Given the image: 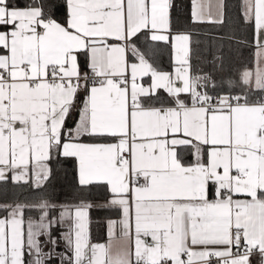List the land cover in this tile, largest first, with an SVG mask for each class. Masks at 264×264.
<instances>
[{
	"label": "snow or ice",
	"instance_id": "obj_1",
	"mask_svg": "<svg viewBox=\"0 0 264 264\" xmlns=\"http://www.w3.org/2000/svg\"><path fill=\"white\" fill-rule=\"evenodd\" d=\"M191 3L194 23L223 22V0L217 19ZM171 7L0 0V182L38 193L0 204V264H264V0L241 3L258 64L238 82L193 73L190 35L172 34ZM161 43L171 72L155 65ZM64 162L78 194L104 189L106 203L45 195ZM94 207L118 212L105 242L90 238Z\"/></svg>",
	"mask_w": 264,
	"mask_h": 264
},
{
	"label": "trees",
	"instance_id": "obj_2",
	"mask_svg": "<svg viewBox=\"0 0 264 264\" xmlns=\"http://www.w3.org/2000/svg\"><path fill=\"white\" fill-rule=\"evenodd\" d=\"M21 5L23 0H19ZM170 9L171 31L186 32L190 35V56L192 71L194 74L210 72L215 80L219 82L224 80L239 81L240 73L243 69L252 67V41L253 27L251 23H246L241 10L242 0H224L223 3V22L207 23L192 21L190 0H172ZM63 10H61V13ZM61 13H58L60 15ZM143 39V38H142ZM214 56L221 59L215 61L214 68L211 63ZM171 50L169 45L160 44L155 65L159 69L171 67ZM218 92L225 94L228 92L227 85ZM240 91L239 88L232 90L233 94ZM215 95V93H213ZM253 96L252 99H255ZM54 176L48 185L45 195L49 196L54 202H72L79 201L81 198L87 201H99L108 196L104 189L92 188L90 192L78 194V184L75 169L72 163L64 162L63 166L53 164ZM38 193L27 186L13 183L9 178L6 182H0V204H10L14 202H30ZM94 218H107L111 212L107 210L94 208L91 211ZM6 213L0 212V216ZM35 215L31 211H26L27 216ZM92 237H104V222L92 221ZM63 229H57L53 234L59 238V232ZM63 242V241H61ZM255 264V263H254Z\"/></svg>",
	"mask_w": 264,
	"mask_h": 264
},
{
	"label": "crops",
	"instance_id": "obj_3",
	"mask_svg": "<svg viewBox=\"0 0 264 264\" xmlns=\"http://www.w3.org/2000/svg\"><path fill=\"white\" fill-rule=\"evenodd\" d=\"M171 2H172V0H171ZM201 2L204 4V15H205L206 18L209 15H211V17L213 19L219 18L218 17V8H217L218 0H211V7L210 8L208 7V0H201ZM223 3H224V0H223ZM190 4H191V12H192V3H191V0H190ZM222 11H223V16H224V10H222ZM223 16H222V20H223ZM170 20H171V18H170ZM205 22H207V23H213V22H208L207 19L205 20ZM251 25L253 27L252 41L254 43V24L251 23ZM172 34L173 35H176V34H188V33H186V32H172ZM161 44H163V43H161ZM169 46H170V50H171V57H170L171 58V67L170 68H166V69H160V70L166 71V72H171L173 70V68H172V47H171L170 44H169ZM254 46H255V44H254ZM129 59L130 60L132 59V57L130 56V54H129ZM145 82L146 83H149L150 80H148V78H145ZM160 94H161V97H162V99H163V101L165 103V106H173L172 103H171V98L168 97L167 94L165 92H163V90L160 91ZM157 106H159V104ZM185 159H186V161L187 160H190L191 159V156L188 155V156H186ZM9 178L11 179L10 176H9ZM107 197L104 198V199H102V200H99V201H90V202L103 204V203H106ZM78 202L79 201H72V202H69L68 204H74V203H78ZM63 203H67V202H63ZM94 208H92V209H94ZM92 209L89 210V223H88V229H89L90 238H91V240H92L93 243L105 242L106 239H107V237H106V222H107L108 219H118V212L116 210H114V209H104V210H107V212H111V214H109L107 216V218H100V219L94 218V220H93L92 213H91ZM92 221H103L104 222V226L105 227H104V237L103 238H93L92 237V227H91V222ZM48 247H51V246H48ZM117 249H118V244H114L113 251L115 252ZM47 250H48V248L46 247L45 248V251H47ZM56 251L57 252H63V251H65L64 242H61V241L59 242ZM54 259H55V264H60L59 257H55ZM254 263H255V261H254Z\"/></svg>",
	"mask_w": 264,
	"mask_h": 264
},
{
	"label": "rangeland",
	"instance_id": "obj_4",
	"mask_svg": "<svg viewBox=\"0 0 264 264\" xmlns=\"http://www.w3.org/2000/svg\"><path fill=\"white\" fill-rule=\"evenodd\" d=\"M256 52H257L256 47L255 46L252 47V53H251V55H252V60L254 61L253 62V66L252 67L245 68V69L252 70L253 72H255V70L257 68V64H258V57L256 55ZM260 63H261V66H264V60H262ZM245 69H243L242 71H244ZM67 203H69V202H67Z\"/></svg>",
	"mask_w": 264,
	"mask_h": 264
}]
</instances>
